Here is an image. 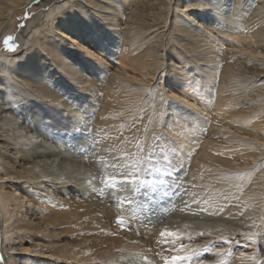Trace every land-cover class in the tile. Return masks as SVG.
<instances>
[{"label":"bare ground","instance_id":"bare-ground-1","mask_svg":"<svg viewBox=\"0 0 264 264\" xmlns=\"http://www.w3.org/2000/svg\"><path fill=\"white\" fill-rule=\"evenodd\" d=\"M37 1L39 0H0V39L6 32L10 33L9 28L18 13L34 7ZM43 1H40L41 4ZM199 1L202 5L196 3V0H48L46 6H50L46 8L43 16L39 17L40 22H33L31 32L28 35L24 34L21 56L15 59L8 55L0 56V220L4 237V258L7 264H17V252L23 250V242L30 245L31 253L43 264L70 262L135 264L139 259L151 261L154 252L163 253L155 249L157 245L152 243L156 241V234L162 229L156 225L150 228L146 225V219L140 216L133 217L134 214L124 206L120 209L118 204L108 205L94 192L95 188L90 185L91 180L97 176L93 170L94 165L89 164L84 158L69 154L64 149L65 145L68 149L75 148V139L71 141V145L60 141L63 137L54 132L61 120L56 121L50 110L56 109L52 112L53 115L58 113L64 118L66 116L64 114H69L70 118L74 119V124L83 128L86 126L84 113L99 102L96 97L102 89L107 92L104 93L105 97L114 98L111 93L117 88L120 90V100L125 98V102H128L126 99L129 98L123 93L130 90L126 94L132 95L133 89L147 91L152 86L147 80L150 79L149 75L174 87L173 81L168 80L167 76L176 75V72L173 67L167 66L166 60H163L166 54L177 57L178 64H181L185 62L183 58L191 57L190 54L196 47L200 51L212 54L218 63L224 62L223 58L227 61L231 59V56L219 57L222 51L216 44L208 37L202 39L199 29L193 27L187 20L188 11H198L197 9L205 5L211 10L210 4ZM247 2L249 3V0H234L233 12L227 17L229 22H222L225 25L216 30L235 35L237 38L248 39L253 44H264V22L258 12L248 17L243 16L242 12ZM198 16L200 17L199 13ZM145 18L147 19L144 22ZM195 19L193 16V20ZM198 19L202 20L201 17ZM124 21L126 23L124 27L127 30L130 28V31L126 37L124 34L125 39L119 42H126L127 46L116 48L112 40L108 39L115 32L124 31ZM153 27L162 29L156 37L157 44L142 46L146 42L145 30ZM98 47L104 50L101 52ZM141 47L147 49L142 51ZM162 48H165L166 53H159ZM154 49L158 50L156 56L151 51ZM259 49L260 47L254 48L253 53L264 58V53L259 52ZM73 50L80 54L78 59L71 53ZM83 51L88 52L86 55L90 59H86ZM96 51L104 56L126 57L124 61L134 66L133 69L142 76H132L126 71L115 70L101 64V60L95 54ZM95 58L96 64L91 63ZM130 58L134 62L130 63L128 60ZM258 61L260 62L257 63L264 66V60ZM79 62H83L84 67H81ZM189 65L188 60L186 66ZM163 66L169 69L160 73ZM224 66L227 81L223 89L218 91L217 102L221 104L222 109L232 102V111L227 112L226 117L238 118L240 125H234L231 119L225 122L224 113L220 120L232 129V132L227 133V137H230L228 143L233 146L240 144L241 148L235 152L237 161L233 162L226 155L219 153L221 142L212 137L210 140L213 144L200 158L208 166L209 171L203 168L199 170L206 174L212 172L211 170L220 171L215 173V177L221 179V185L225 179L234 182L232 176L236 171L255 165L264 158V149L260 141V139L264 141V136L261 135L264 134V115L260 114L262 123L252 125L256 131L252 130L251 125L246 123L249 121L246 118V109L240 104V101L252 96H245L247 94L244 95L243 87H237L232 79L229 80L231 77L239 78L243 75L256 78L262 71L259 68L252 70L231 63H224ZM232 71L236 74L233 75ZM107 76L108 80L105 79ZM106 81V86L102 87L101 83ZM225 87L228 89L227 92ZM159 89L163 91V87L160 86ZM79 93L83 95H78ZM88 96L90 98H87ZM125 105L127 104L122 103L118 108L125 109ZM113 107L110 102L105 101L102 112H108ZM260 107L262 108V105ZM215 119L217 117L213 122ZM47 121L51 124L49 125ZM214 124L217 126L216 122ZM231 149L233 150L232 147ZM242 156L248 158L240 160ZM261 164L263 172L257 174L253 186L235 193L238 195L235 200L245 196L241 201L242 207H226L231 213L246 209L254 216V222L258 220L264 202V163ZM194 179L198 182L202 178ZM213 181L209 182L203 178L201 184L216 185ZM214 187L226 188L218 185ZM256 208L260 209L254 211ZM113 212L124 215L121 222L123 228L128 226L129 229L138 230L145 237L130 239L119 232V225L113 222V218L112 220L109 218ZM186 219L188 220L186 223L177 222L179 228L196 233L202 231L195 229L193 225V220L200 221L201 218L192 216ZM138 220L141 222H137ZM219 220L223 221V214L219 215ZM169 224L171 227L174 225ZM221 234L224 235V231ZM239 234L255 239L256 230L250 228Z\"/></svg>","mask_w":264,"mask_h":264},{"label":"rangeland","instance_id":"rangeland-1","mask_svg":"<svg viewBox=\"0 0 264 264\" xmlns=\"http://www.w3.org/2000/svg\"><path fill=\"white\" fill-rule=\"evenodd\" d=\"M40 1H37L34 7L18 13L14 23L9 28L10 33L6 32L0 39V56L8 55L11 59L21 56L24 34L28 35L31 32L33 22H40L39 17H42L44 11L47 10L46 8L50 6H46L48 0H44L45 2L42 0L44 2L42 4ZM201 1L210 4L211 10L205 5L199 8L200 10L197 9L199 12L188 11L187 20L191 22L193 27L199 29L202 39L208 37L216 44L218 49L222 51L219 57L221 55L224 57L231 56V59L227 61L222 57L224 62L218 63L212 54L200 51L196 47L193 48V52L190 54L194 59L191 57L183 58L185 62H181V64H178L177 57H170L166 54L167 56H164L163 60H166L167 66L173 67L176 72V75L167 76L168 80L173 81L174 87L160 79H153L149 75L150 79L147 80L152 86L147 91L133 89L132 92L134 93L132 95L126 94L130 90L125 91V93L121 91L129 98L126 99L129 103L125 102V98L120 100V90L117 88H114L111 93L114 98L105 97L104 93L107 92L102 89L99 91V96L96 97L100 104L97 101L95 107L84 113L86 118L84 129L74 124V119H71L69 114H64L66 115L64 118L59 116L58 113L53 115L52 112L56 109L50 110L51 116L56 121L61 120L54 132L63 137L60 141H65L71 145V141L75 139V148L69 147L70 149H68L65 145L64 149L69 154L79 156L81 159L84 158L89 164L94 165L95 169L93 168V170L96 171L97 176L90 183L91 187L95 188L94 192L108 205L111 204L110 206H112L114 203L117 206L118 204L120 209L124 206L125 209H129L134 214L133 217L140 216L146 219V225L150 228L156 225L159 229H162L161 232L156 234V241H152V243L157 245L155 249L161 250L163 253L157 254L154 252L151 261L149 259H139L135 264H264V202L262 211H260L261 214L255 222L254 216L246 209L238 211V213H231L226 209L228 206L242 207L243 203L241 201L245 196L240 200H235L238 196L235 193L248 190L250 186H253L259 173L263 172V166H261L263 164L261 163H264V158L260 159L255 165L236 171L232 176L234 182L225 179L222 181V185L221 179L215 177V173L220 171L211 170L212 172L207 174L199 171L202 168L209 171L208 166L200 158L213 144L210 140L212 137L221 142L222 146L219 153L226 155L233 162L237 161L235 160L237 158L235 152H238L241 148L240 144H234L233 146V144L228 143L230 137H227V133L232 132V129L225 126L224 122L220 120L221 115L224 113L225 122L231 119L234 125H240L238 118L228 119L226 117V113L232 111V102H229L230 104L223 109L220 106L221 104L217 102L218 91L223 89L224 83L227 81L225 79L227 74H225L224 63L242 65L246 66L247 69L252 68V70L259 68L262 71H259L260 75H257L256 78L246 75L239 78H229V80H233L235 86L243 87L244 95L247 94L245 96H252L240 101V104L247 111H245V114L249 121H246V123H249L250 128L256 131L252 125L262 121L260 114L264 115V66L257 62H260L258 60H264V58L255 55L253 49L260 47L259 52L264 53V44H253L248 39L237 38L235 35L227 32L220 33L216 30V28L224 26V23L229 22L227 17L233 12L234 0ZM258 2L260 4H257ZM196 3H200V1L196 0ZM247 3L245 4V10L242 12L244 13L243 16L248 17L258 12L259 17L264 22V0H249V3ZM198 13L202 19L200 21ZM193 16L196 17L195 20H193ZM146 19H144V22ZM125 24L124 21L123 32H115L108 39L112 40L116 48L127 46L126 42H119L123 41L130 31V28L127 30L124 27ZM145 31L144 40L146 42L142 46L156 45V37L162 32V29L153 27ZM124 34L125 37L123 38ZM146 49V47H141L142 51ZM74 50L71 53H74L75 58L78 59L80 54L75 53ZM98 50L102 52L104 49L98 47ZM151 51L154 56L158 53L157 49ZM101 52H95L97 58L101 60V64H106L115 70L126 71L132 76H142L141 73L133 69L134 66L124 61L126 57L121 58V55L119 57L104 56ZM168 52L169 49H167ZM159 53H166L165 48H162ZM83 54L86 59H90L86 55L88 52L83 51ZM128 60H130V63L134 62L131 58ZM188 60L189 67L186 66ZM96 62L95 58L91 63L96 64ZM79 63L81 67H84L83 62ZM168 69L163 66L160 73L167 72ZM231 73L236 74L234 71ZM108 78V76L105 77L107 80ZM106 83L107 81L102 82V87H105ZM160 86L163 87V91L159 89ZM225 88L227 92L228 89ZM80 94L83 95L82 93L78 95ZM78 95H75V97L80 99ZM87 98H90V96ZM105 101L110 102L114 107L112 110L103 113L102 106ZM122 103L127 105H125V109L121 110L118 107ZM259 105H262V108ZM83 107L82 111L85 109ZM213 115L214 118L217 117L215 119L217 126L213 122ZM47 123L51 124L49 121ZM217 129L218 134H216ZM261 135L264 136V134ZM260 141H262L261 144L264 149V141L261 139ZM231 147L233 150L235 147L237 151H233ZM246 158L248 157L242 156L239 159ZM217 162L220 165V161ZM194 177L202 179L197 182ZM203 178L209 182L214 180L213 183L222 187L226 186V188L219 189L214 187L216 185L201 184ZM259 209L256 208L254 211ZM222 214L223 221H220L219 215ZM123 216L113 212L112 217H109L111 220L113 218L116 225H119V232L126 237L129 236L130 239L145 237L138 230L129 229L128 226L123 228L121 224ZM192 216L202 219L200 221L193 220L194 228L202 231L196 233V231L178 227L177 222L186 223L188 222L186 218ZM137 222L141 221L138 220ZM169 223H174V225L171 227ZM250 228L256 230L255 239H251L245 234L243 236L239 234L250 230ZM223 231L224 235L221 234ZM3 238L0 220V264H7L4 258ZM23 243V250L17 252L16 263L43 264L31 253L30 245L27 242ZM69 264L76 263L70 262Z\"/></svg>","mask_w":264,"mask_h":264}]
</instances>
